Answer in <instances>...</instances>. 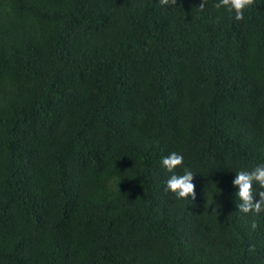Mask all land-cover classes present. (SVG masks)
<instances>
[{"label":"trees","instance_id":"trees-1","mask_svg":"<svg viewBox=\"0 0 264 264\" xmlns=\"http://www.w3.org/2000/svg\"><path fill=\"white\" fill-rule=\"evenodd\" d=\"M201 2L0 0V264H264V0Z\"/></svg>","mask_w":264,"mask_h":264},{"label":"clouds","instance_id":"clouds-1","mask_svg":"<svg viewBox=\"0 0 264 264\" xmlns=\"http://www.w3.org/2000/svg\"><path fill=\"white\" fill-rule=\"evenodd\" d=\"M162 6H175L177 0H159ZM206 0H202L199 8L204 9ZM255 0H219L214 7L217 9L224 7L230 14L234 13V19L241 21L244 19L245 10L251 7ZM163 167L172 175L166 181L165 191L171 192L177 199H195V184L192 182L194 173L184 166V157L176 152L170 153L162 159ZM183 168V174L177 175L175 170ZM236 178L233 181L234 186L239 191L236 197L240 200L237 207L240 212L258 215L264 212V164L256 166L251 171L241 170L236 172ZM253 182L259 186V200H254ZM252 230L257 228L255 220L251 223Z\"/></svg>","mask_w":264,"mask_h":264}]
</instances>
